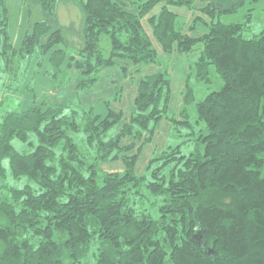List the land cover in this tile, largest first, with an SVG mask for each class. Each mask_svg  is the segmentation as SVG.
I'll use <instances>...</instances> for the list:
<instances>
[{"label":"trees","instance_id":"trees-1","mask_svg":"<svg viewBox=\"0 0 264 264\" xmlns=\"http://www.w3.org/2000/svg\"><path fill=\"white\" fill-rule=\"evenodd\" d=\"M69 1L84 18V43L73 53L50 20L60 0H30L45 18L19 47L0 0V77L7 91L25 85L32 96L24 109H4L0 101V264H264V30L249 36L248 21L216 19L219 10L233 11L221 10L222 0ZM198 2L202 15L194 23L209 20L193 37L174 9L196 10ZM145 22L166 54L199 52L188 78L219 80L196 102V121L189 118V83L180 114L169 115L166 70L139 80L127 119L34 90L41 72L59 80L78 70L80 94L119 61L124 69L159 63ZM163 118L178 143L155 150L139 173L140 154ZM80 132L84 150L75 140ZM15 140L32 150L18 151ZM114 161L124 170L101 168Z\"/></svg>","mask_w":264,"mask_h":264},{"label":"rangeland","instance_id":"rangeland-1","mask_svg":"<svg viewBox=\"0 0 264 264\" xmlns=\"http://www.w3.org/2000/svg\"><path fill=\"white\" fill-rule=\"evenodd\" d=\"M223 3L220 7L221 10L225 8L233 9V11H218L220 12L216 19H220L223 23H236V22H245L248 21L250 23V31L248 32L249 36H254L255 34H259V32L264 30V0H258L253 2L252 0H222ZM73 1L69 0H60L59 5L60 8H64L68 6ZM30 4V0L28 1ZM56 5V6H57ZM20 2L15 1L14 4L11 5V16H9V33L11 34V38L14 41L15 47H19L22 44V40L25 37L26 33L22 29L20 24V13L22 10L20 9ZM182 10H186L185 8H179ZM37 11L33 17L36 19L38 16L45 18L43 13ZM42 11V10H41ZM76 16L75 13H72V16ZM83 12L81 14L82 18ZM71 16V17H72ZM48 16L46 15V18ZM51 24L55 27H60L65 33V42L64 47L67 49L68 53H73L74 50L81 47L84 43V33L83 37L81 36V31L78 28L77 20L73 19L72 22H68L64 20V23L59 22L57 18L50 17ZM180 21L186 24L187 17L179 16ZM204 18V17H203ZM209 18V17H208ZM42 19V20H43ZM183 24V25H184ZM145 26L147 27L149 33L151 34V38H153L154 45L159 50V63H151V64H132L126 63V69L121 66V62L118 64L112 65L109 68L104 69L101 74L99 80L95 83L93 88L89 89L87 94L76 92V85L78 81H80L83 76L82 73L76 69L69 70L64 77L59 80H51L49 78L44 77L43 72H41L36 77L33 78V88L40 94L41 96L49 95L50 101H55L60 104H70L80 102L84 106H92L93 110L98 113L105 115L109 110L113 109L119 112L124 113V117L127 119L130 117L134 109V91L138 89L139 80L145 75L152 74L153 72L159 70H166L170 74V84H171V100L169 104V115L174 114L178 116L180 114L181 109L184 105V94L187 91V83L190 84V87L193 88L195 101L193 104L188 106L189 118L192 121H196L197 119V109L196 102L203 100L207 94L211 91L217 89L220 85L219 80L214 76L211 77V83H200L197 82L194 76L188 78L190 74V61L198 56V51L190 53V55H185L177 50L172 51L171 53H165L161 50L159 43L156 39H154L152 33L150 32V28L145 22ZM187 26V25H186ZM184 26V32L189 36H200L203 33V30H187V27ZM83 29V28H82ZM205 30V29H204ZM109 44H106L104 50L108 51ZM36 62V61H34ZM34 62L31 66L29 76H31L32 72L35 70ZM4 78L0 77V101L5 100L4 109L14 108L18 109L19 107L24 109L30 106L32 103L31 94L27 93V91L23 90L24 86L19 90L18 93H11L5 89ZM107 101L109 103H107ZM170 122L168 119L163 118L158 126L156 127V133L159 131L163 135H168L166 126L167 123ZM118 128V127H117ZM117 128H113L111 131V135L117 130ZM173 137V138H172ZM85 134L82 132L75 135V140L79 144L82 150L86 148L85 146ZM167 142V141H166ZM176 139L173 135H171L170 140H168V144H174ZM15 149L20 150H32V148L24 145L21 141L13 142ZM167 147V146H165ZM185 147V146H184ZM191 148L185 147L184 152H188ZM150 153V152H149ZM148 151L144 152V156L139 159L137 165V171L139 173L143 172L146 168V164L150 159V154ZM101 168L107 171H123L124 167L120 161H114L113 163H104Z\"/></svg>","mask_w":264,"mask_h":264},{"label":"crops","instance_id":"crops-1","mask_svg":"<svg viewBox=\"0 0 264 264\" xmlns=\"http://www.w3.org/2000/svg\"><path fill=\"white\" fill-rule=\"evenodd\" d=\"M6 1H7V7H8V10H9V16H11V5L14 4L15 1H19L20 2V6H21L20 9L22 10V12L20 13V17H21L20 24H21V27L25 31L26 34H27V31L33 25V23H36V22L41 21L43 19V17H41V14H40V16H38L37 19H36V17L35 18L33 17L35 14H37L36 10H38V9H39L38 12L44 14L42 8H40V6L38 4H36V3L31 2L29 4V3H27V0H6ZM58 5L56 6L57 9H56V17L55 18H57L59 20L60 24L64 23V20L67 21L66 23H68V22L70 23V22L73 21V19H75L78 22V28L80 30H82L83 23H84V18H83V15H82V18H81V14H82L81 7H79L76 4V2H74V1L72 3H70L68 6L64 7V8H60L61 6H58ZM202 5H203L202 2H198L197 6H196V8H197L196 10H191V9L182 10V9H179V8L174 9V11L177 14H179L180 16L182 15L185 18L187 17V22H186V24H184L185 26L187 25L186 26L187 30L191 29L194 24L197 26L196 27L197 29H200V30L206 29V25H205V23L203 21H208L209 20L208 17L205 16L204 19L201 20V21H198L197 24L194 23L195 19L197 17L199 18L200 15H202V13L200 12V8L203 7ZM72 13H75L76 16H74V15L72 16ZM81 36L83 37V30L81 31ZM12 42L14 44L13 39H12ZM156 72H153L152 74H156ZM88 92H89V90H87L86 93L85 92L84 93L87 94ZM136 94L137 93H136V90H135L134 91V97L136 96ZM86 107H88V106H86ZM166 129H167V131H169L168 135H166V134L163 135V133L161 134L158 131L155 134V136H154L153 140L151 141V143L144 147L143 152L140 154L142 157L144 156V152H146V151H148V153L150 152L149 154H150V156H152V153L155 150H157V149L160 150L161 148L169 145L168 144V140H170L172 132H173L171 121L167 123ZM141 156H140V158H141Z\"/></svg>","mask_w":264,"mask_h":264}]
</instances>
